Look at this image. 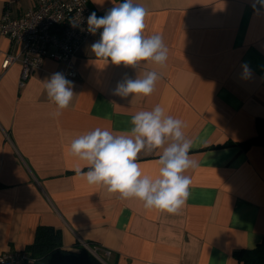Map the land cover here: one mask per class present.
<instances>
[{"label": "crops", "instance_id": "obj_1", "mask_svg": "<svg viewBox=\"0 0 264 264\" xmlns=\"http://www.w3.org/2000/svg\"><path fill=\"white\" fill-rule=\"evenodd\" d=\"M123 2L88 0V7L103 16ZM254 2L133 0L148 10L145 35H161L168 48L165 66L105 64L90 50L100 29L77 50V77L68 79L75 95L59 118L45 83L55 73L65 77L67 65L45 60L19 88L20 63L1 69L17 47L0 35V253L25 252L36 229L47 226L61 230L64 248L91 244L106 264H238L234 251L257 246L264 236V150L222 147L255 136V119L264 118V7ZM33 5L0 0V15L9 7L15 17ZM145 71L160 76L150 96L113 95L123 78ZM156 105L184 122L196 163L184 173L189 197L175 215L89 185L74 171H87L85 163L68 155L78 136L97 127L130 131L131 117ZM161 153L139 155L145 175L157 174Z\"/></svg>", "mask_w": 264, "mask_h": 264}, {"label": "clouds", "instance_id": "obj_2", "mask_svg": "<svg viewBox=\"0 0 264 264\" xmlns=\"http://www.w3.org/2000/svg\"><path fill=\"white\" fill-rule=\"evenodd\" d=\"M264 7V0H255ZM148 10L133 0L114 4L105 15L92 12L87 17V31L99 40L91 45V52L105 64L137 68L154 64L165 66L168 48L159 34L145 35ZM73 26H78L74 23ZM247 74V65L242 66ZM160 79L156 71H145L136 78L125 77L118 82L113 95L150 96ZM48 99L56 105L53 118H59L74 98L73 83L63 74L55 73L46 80ZM131 129L114 133L97 127L71 141L68 155L85 163L87 171L75 168L78 177L89 185L106 188L108 193L119 194L120 199H136L145 209H156L168 214H178L189 197L191 178L184 173L196 167L190 158L191 141L184 133L185 124L166 114L156 105L152 110L136 112L130 120ZM162 149L155 161L157 174L145 175L138 162L142 152L152 153Z\"/></svg>", "mask_w": 264, "mask_h": 264}, {"label": "built area", "instance_id": "obj_3", "mask_svg": "<svg viewBox=\"0 0 264 264\" xmlns=\"http://www.w3.org/2000/svg\"><path fill=\"white\" fill-rule=\"evenodd\" d=\"M88 0H34V5L18 16H11L9 7L0 15V35L17 47L15 53L6 54L1 69L20 63L19 88H23L32 74L43 67L45 60L67 65L65 77L75 79L74 64L77 50L92 34L87 31V17L91 14ZM74 23L78 26H73ZM1 78V76H0ZM98 254V248H89ZM105 257L110 251L104 250ZM28 253L4 251L0 264L30 262Z\"/></svg>", "mask_w": 264, "mask_h": 264}, {"label": "trees", "instance_id": "obj_4", "mask_svg": "<svg viewBox=\"0 0 264 264\" xmlns=\"http://www.w3.org/2000/svg\"><path fill=\"white\" fill-rule=\"evenodd\" d=\"M255 129V136L237 144L229 141L222 147L238 145L247 150L259 146L264 150V118L255 119ZM87 245L92 248L91 244ZM25 252L31 261L23 264H104L88 248L79 244L74 250L64 248L61 230L49 226L36 229L34 241L26 247ZM232 255L238 264H264V236L254 248L237 250Z\"/></svg>", "mask_w": 264, "mask_h": 264}, {"label": "water", "instance_id": "obj_5", "mask_svg": "<svg viewBox=\"0 0 264 264\" xmlns=\"http://www.w3.org/2000/svg\"><path fill=\"white\" fill-rule=\"evenodd\" d=\"M93 253V252H92ZM101 262H103L104 264H106V262L104 261V259H102L98 254L93 253Z\"/></svg>", "mask_w": 264, "mask_h": 264}]
</instances>
